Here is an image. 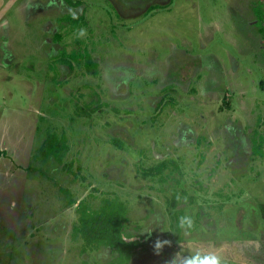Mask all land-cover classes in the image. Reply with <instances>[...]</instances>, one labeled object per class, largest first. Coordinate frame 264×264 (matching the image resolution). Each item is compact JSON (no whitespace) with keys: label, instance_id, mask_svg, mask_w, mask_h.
Listing matches in <instances>:
<instances>
[{"label":"rangeland","instance_id":"rangeland-1","mask_svg":"<svg viewBox=\"0 0 264 264\" xmlns=\"http://www.w3.org/2000/svg\"><path fill=\"white\" fill-rule=\"evenodd\" d=\"M0 151V264H110L72 235L103 199L141 242L128 264H264V0H0Z\"/></svg>","mask_w":264,"mask_h":264},{"label":"trees","instance_id":"trees-1","mask_svg":"<svg viewBox=\"0 0 264 264\" xmlns=\"http://www.w3.org/2000/svg\"><path fill=\"white\" fill-rule=\"evenodd\" d=\"M79 19L80 17H73ZM78 24L76 22L74 25ZM81 23L77 26L72 25L71 30L77 31ZM57 40L60 35L57 34ZM72 55V54H71ZM76 63H80L79 56L72 55ZM68 66L72 63L64 60ZM88 67V66H87ZM94 70H92L93 72ZM99 107V105H97ZM96 108H91L90 111H95ZM120 144V143H119ZM68 146L65 135L58 136L55 133H50L46 136L40 146V155L43 157L53 156L58 163H62L63 155ZM3 151H0V157ZM163 164H158L154 167H149L145 170L146 175L160 176V179L165 180L163 173ZM186 194L183 190H173L169 204L173 208L176 226L179 228V219L183 217V211L177 208L178 203ZM189 200L192 201L191 198ZM78 220L73 227L72 235L75 239L82 241V252L89 250H99L100 248L109 249L115 253L110 264H128L131 257L134 255L137 247L141 245L139 239L131 238L124 240L125 236H130L125 233V224L127 209L121 203L112 202L110 199H103L97 208H92L90 205H83L81 201L77 208ZM199 216V214H197ZM196 222L197 219H194ZM195 226L193 225V230Z\"/></svg>","mask_w":264,"mask_h":264},{"label":"clouds","instance_id":"clouds-1","mask_svg":"<svg viewBox=\"0 0 264 264\" xmlns=\"http://www.w3.org/2000/svg\"><path fill=\"white\" fill-rule=\"evenodd\" d=\"M79 36H85L86 30L80 29ZM193 227V220L189 216H183L179 219V228L185 233V235H190L191 229ZM144 232L151 233V228L146 229ZM129 238H133L132 236H125L124 240ZM170 242L167 240H159L157 239L154 244V250L157 254H159L160 250L164 245L169 244ZM169 264H226V261L223 257L214 251H204L201 249H197L191 254L187 256L182 255L181 253H177Z\"/></svg>","mask_w":264,"mask_h":264},{"label":"water","instance_id":"water-1","mask_svg":"<svg viewBox=\"0 0 264 264\" xmlns=\"http://www.w3.org/2000/svg\"><path fill=\"white\" fill-rule=\"evenodd\" d=\"M132 239H134V238H131L130 240H132Z\"/></svg>","mask_w":264,"mask_h":264}]
</instances>
